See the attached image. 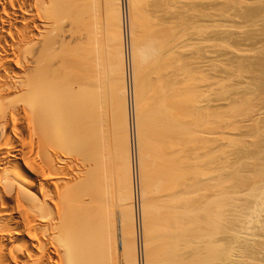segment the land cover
Here are the masks:
<instances>
[{"label": "bare ground", "instance_id": "6f19581e", "mask_svg": "<svg viewBox=\"0 0 264 264\" xmlns=\"http://www.w3.org/2000/svg\"><path fill=\"white\" fill-rule=\"evenodd\" d=\"M162 2L158 3L157 1V5L154 4L155 7ZM139 3L143 2L141 0H0V264H132V256L131 262L128 259L130 253L133 254L134 262L136 261L135 257L138 256L139 264H253L257 260L258 253L259 255L262 253L264 256V238L262 239L261 235L257 237L259 230L264 231V125L262 123L264 120L256 122H259L260 126L257 124L258 127L252 125V114L255 112L253 113L250 106H246L249 105L250 100L259 97V94L257 93V95L254 90H246L249 91L247 93L243 89L244 96H239L245 98L242 99L244 101H240V103L246 104L244 107L242 103V107H237V109L234 105V108L239 111L236 112L232 107L234 111H229L232 117L227 114L229 115L228 119L225 118L226 116H224L225 119L217 116L220 112H216L217 115L214 114L215 107L212 105H217L213 104L214 100L217 99L216 97L221 98L225 95L227 90L230 93L229 89L232 86L228 84L231 86L228 87L229 89L222 87L223 90L225 89L224 91L220 88L221 91L214 90L212 92V87L214 88L211 86L212 80H205L206 82L201 86L198 85L199 80H197L199 88L196 90L197 85H193V87L195 86L193 90H196L194 92L191 86L196 81L194 76L198 77V74L195 72L193 81L191 76L195 70L189 72L188 66H186L188 64L184 65L188 71L182 70L184 75L181 74L182 71L179 73L183 76L179 75V79L181 76L188 81L186 80L185 84L182 82V80L185 81L184 79L179 80L176 77L180 84L182 82L181 85L177 82L178 85L176 78L174 80L173 77L178 76V73H173L176 69L173 67H178L179 63L183 67L182 65L189 60L187 61L188 58H184L182 61L178 60V64L174 60V65L172 57L179 59V55L184 51L183 48H186L187 45L190 47L189 43L185 42L187 41L186 36H188L186 33L188 31L185 30L187 27L179 25V30H177L180 32L182 29L184 30L181 33L183 37H180L179 34L178 38V31L172 29L174 27L176 29L178 26L170 25L173 22L172 19L177 18L178 15L170 17V22L165 18L167 15L164 16L165 20L159 16L160 20L157 24L155 22V26L151 23V26L154 27L150 28L145 25L149 30L140 27L143 30L142 33L147 32L142 34L138 25L141 20L137 18L141 16V14L138 16L137 13L139 14L143 10L139 9L140 12L137 10L140 7ZM166 3L169 5L170 2ZM166 3L162 5H167ZM227 3L231 6L236 4L230 0ZM187 4L189 3H184V5ZM152 5L151 7H153ZM162 5L159 7L162 8ZM168 5L165 9H169ZM223 5L219 6L223 7ZM225 5L227 6V4ZM159 7L158 9H161ZM190 8L188 7V11ZM192 8L198 13L195 14L193 9L191 10L193 13L191 11L189 13L195 14L198 19L200 16L208 18L207 15L211 14L209 12L205 14L198 9L200 8L198 6ZM260 8L257 10L256 7V10L262 11L263 15L261 14V16H264L263 6ZM243 10L245 9L243 8ZM181 11H175V13L180 14ZM257 11L256 16H259L260 12L258 14ZM169 12L171 13V11ZM253 12H250L251 15L244 14L250 15L249 18L252 19L255 16V14L252 15ZM189 13H187L188 16ZM189 17L186 18V21L183 16L181 19H174V21L180 20L179 23L182 24L184 20V22L188 21V24L191 23L192 26H198L191 22L193 17L190 18V21L187 20ZM136 18L139 20L138 23ZM196 18H194L195 21ZM261 18L263 19V17ZM261 18L260 20H262ZM177 24L174 23V25ZM188 24L185 23L184 26ZM141 25L143 24L141 23ZM209 25L211 26V23ZM181 27L183 28L180 30ZM205 27V31H208V26ZM198 32L199 30L196 31V33ZM200 32H202L201 29ZM202 33L204 34V32ZM198 34L201 35V33ZM190 35L193 34L190 33ZM177 42H180L181 46L178 44L180 47L176 46ZM183 42L184 44H182ZM196 43L200 45L201 41L197 42L196 40ZM208 43L206 44L208 45ZM169 46L177 49H171L173 51L171 52ZM223 46L225 47V45ZM181 48L182 51H180ZM204 51L202 52L204 53ZM164 53L169 54L170 56L167 58L171 57L173 62L166 58L169 61L166 69L167 60L163 59L165 63L164 65L162 63V66L157 63V66L161 67L157 71H161L163 67L166 72L162 70L158 74L163 72L165 76L173 74L169 78L163 74L162 76L172 79H170L172 82L169 80L172 85L169 84V81L166 83L169 87H174L173 84H175V92L172 87L169 88L166 84L158 86L157 83H154L158 87L152 86L157 90H151V92L153 91L151 94L155 96L159 88L161 90L167 86L168 90L172 89L170 93L172 91L173 94L169 93L170 97H175L174 102L169 103L167 109L164 107L166 111L162 113L165 115L163 119L161 118L163 115H161L160 120L158 114L162 111L160 108L164 106L162 103H166L163 102L164 99L170 97L168 95L163 99L162 96L156 95L159 98L162 97V103L158 98L160 105L154 100V106L157 105L155 107L159 108L157 109L158 114L155 107L152 113H148L150 116L156 114L151 120L153 123L158 122L151 130L155 131L160 128V131L158 130L159 134H154L157 138H152L155 136L151 135L152 132L150 133L148 124L153 125V123L148 122L147 124L146 119L148 120V118H145L147 111L150 110H146V108H149L151 95L148 96L150 92L146 94L147 97H150V102L148 107L144 106L143 104L147 100L145 93L141 94L144 92L146 84L140 85L143 86V89L140 87L138 90L137 83L143 78L142 67L155 59H160V54L165 58ZM202 54L200 53V55ZM204 54L206 56L203 55L202 59L205 63L208 62L207 66L210 65V61L212 64V61L219 57L210 56L211 51H205ZM259 55L261 56L260 53ZM262 55L264 57V54ZM198 57L201 56L198 55ZM159 59L156 62H159ZM256 59L254 58V60ZM233 60L236 62L234 58ZM262 61L260 63L264 65ZM192 62L194 61L192 60ZM171 63L174 66L171 65L172 67L169 69ZM221 63L220 65H222ZM243 63L239 66L236 64V70L233 65V69L237 73L236 75L234 73L235 78L236 76L247 77L254 73L253 69L255 70L261 65L257 62V67H254L253 63L248 64L245 61ZM154 65L156 66V64ZM178 68L180 70V66ZM250 68L252 70L249 71ZM196 70L198 71V68ZM138 71L141 75L140 78ZM147 71L145 70L146 73ZM171 71V74L166 75ZM261 71V69L257 72L255 70V73L258 74L257 79L260 80L264 79V71ZM221 73L219 74L221 75ZM214 74L212 73V75ZM186 75L190 76L192 81H189L190 78ZM162 76L158 78L162 79ZM250 77L252 79L253 75ZM152 78L151 81L149 79L150 82H152ZM164 78L160 80L161 83L158 79L156 81L162 84ZM206 78L204 77V79ZM204 79H200L201 83ZM207 81L211 84H208ZM251 82H249L250 86L253 87ZM238 84H240L239 81ZM248 85L247 83V89H249ZM241 86L237 88L241 89ZM260 88L262 89V87ZM164 90L169 92L166 88ZM162 91L159 92L162 93ZM252 92L255 93L252 94ZM247 95L250 97L247 98ZM129 96L131 103L127 102L126 106L124 100L128 101ZM142 96L145 98L144 101ZM236 96L239 101L238 95ZM157 97L154 98L157 99ZM228 97L230 98V96H223V98ZM259 99L261 100L260 97ZM235 101L234 104H237L238 102L235 103ZM254 102L252 104L256 105V101ZM218 106L222 105L218 104ZM218 106H216L217 109ZM228 107L227 110H229ZM227 110L224 109L221 112ZM157 117L159 121L156 119ZM257 120L259 119L257 118ZM252 126L255 127L253 133ZM249 127L250 129L247 130ZM128 131L129 135L127 136ZM235 133L236 135L238 133L243 136L247 135L244 136L246 139L248 136L253 137L255 143H253V138L251 143L243 142V139L240 140L243 138L242 136L241 138L240 136L234 137ZM260 135L263 136L260 137ZM152 140L154 142H150ZM151 145L154 146L151 147ZM252 148L254 149L252 150ZM150 149L152 150L150 151ZM152 151H154V155L151 157L154 156L155 159L148 157ZM147 159H150L151 162L149 163ZM154 162L162 164L160 166L157 163L160 167L156 165L162 172L157 169L152 172L153 174L162 173V175L158 174L161 177L156 175L158 178L164 177L159 180L160 184L157 183L158 180L154 181L157 177L153 178V174H150V170L147 168V163L153 164ZM153 165L149 166L154 169ZM145 174L150 180L145 177ZM150 177L153 178V181ZM135 178L139 194L138 208L141 228L137 226L136 211L134 213L133 210L137 190L134 193L131 186ZM144 179L150 182V184L146 182L150 187L144 182ZM254 182L257 184L255 185ZM151 185L157 188L166 186L167 192L172 198H168L167 192L163 190L165 195H162L160 189L153 188ZM150 189L152 195H156V193L158 195L161 192L160 200H163V197L167 198L169 201L162 202L164 204L169 202V207L166 204L167 208H164L163 204L162 208L165 210L162 211V208L158 206L160 195L157 196V201L154 200L155 195H149L154 199L147 196ZM147 197L151 201L146 202ZM152 200L158 203L156 206L152 205L155 207L153 209L149 205L152 204ZM156 202L153 204L155 205ZM156 207L157 213L164 212L166 216L169 215L168 212L170 213L167 216L168 221L169 218H172L171 225L166 222L168 228L167 225H163V229H166L162 235L163 229L161 230L160 227L162 228L161 224L165 223L163 214H160L163 217V223L159 216L160 223L155 221L157 217L153 218L157 224H160H158L159 227L157 226L158 229H156L154 221L151 220L152 218L148 217V215L153 217L154 213L152 212H155ZM159 208H161L160 211ZM129 215L131 217H128ZM158 230H161L158 234L160 236L155 235V231ZM150 233L156 240L152 235V237L150 236ZM165 234L166 236H164ZM139 236H141L142 245L144 244L142 246L143 260L140 259L137 245L135 247L133 241L130 243V240L135 239L138 244ZM161 236H164L163 240L166 238V244L156 243L158 240L163 241ZM150 241L152 243L149 245ZM254 263L257 264L256 261Z\"/></svg>", "mask_w": 264, "mask_h": 264}, {"label": "rangeland", "instance_id": "374dc122", "mask_svg": "<svg viewBox=\"0 0 264 264\" xmlns=\"http://www.w3.org/2000/svg\"><path fill=\"white\" fill-rule=\"evenodd\" d=\"M141 1H142L143 3H139V4H140V7H139L138 9L135 8V9H137L139 12H140V10L143 9L139 14L137 13L138 16L141 14V16H139L140 18L142 17L141 19H140L139 17H137L139 20H141L139 23H138L139 20L136 18L137 23H138V25H139V28L142 26L141 28L144 27L145 30H147L148 27L145 26V25H148L150 28H152V27H154V26L157 24V22H159L160 17H161V19L163 18V20H165V18H166V19H169L170 17L172 18V17L175 16V15H176V16L178 15V16H177V18H173V19H172L173 22H171L172 24H170V25H171L172 27H174V26H176V27L178 26V27H177L176 29H174L175 27L172 28V29H173V30H177V29L180 27L179 25H182L183 27H187V28H185V30L187 29L186 31H188V32H186V31H185V32L187 33L188 36L185 35L186 33H185L184 35L186 36V39H187L188 42H187V41H185V42H186V43H189L190 47H188V45L185 46L186 48H183V47H182V48L184 49V51H183L182 53L180 52L182 55H181L180 53H177V54H180V55H179L180 58H179V59H177V58L175 59V57H174V58L172 57V59H173V61H174V60L177 61L176 64H178V60H179V61H182V59L184 60V58H185V59L188 58L187 61H188V60H189V61H188L187 63H184V64L182 65L183 67H181V63H179L177 66H178V67L180 66V70H178L179 68L174 66V65H175V61L173 62L172 59H170V58H171V57H170L169 59L174 63V65L171 63L169 69H170L172 66H174L173 68H176L175 71H174L173 69H171V70L174 71L173 73L177 72L178 74H177V73H176V74H177L178 76H173V74H171L172 71L169 72V73H167L166 75L171 74V76L174 77V80H175L176 77L179 79V75H181L182 73H184V71H182V70H186V66H188V70H189V72H190V70H192V71L195 70L191 77H193L194 75H196V73L198 74V77H197V75L194 76L195 79H196V81H194L195 79H194V77H193V81H194L193 83H196V84H193V83H192V86H191V87H192V90H193V88L197 85V83H198L197 80H199V83H200V84L198 83V85H200V86H201V84L204 85V82H206L205 80H207V79H208L209 81L212 80V84H211V82L208 83L209 81H207L208 84H211V86H214V88L212 87V92H213L214 90H215V91L217 90L216 92H219V91H221V89H222V91H224L225 89L223 90L222 87H224V88H226V89H229L228 87H231V86H232L231 88H232L233 90L230 88L229 91L231 90V92L228 93V90H227V93H226L227 95H226V94H225L226 96L223 95L224 97L230 96V98H229V97H228V98H223V96H222L221 98L216 97L217 99H215L214 102H213V104H214V103L217 104L216 106H218V104L222 105V106H220V107L218 106V107H219V108H218L219 110H220V108H222L220 111L217 109V107H216L215 105H212L213 107H215V110H214L215 113H214V114L217 115L216 112H218V113L220 112V113H221V114L219 113V115H217V116H220L221 119H222V117H223V119H225V118L228 119L227 116L229 117V115H227V114H230V112H231V110H232V107H233V109H234L236 112L239 111V110H236L237 107H239V108L242 107V106L244 107V105H246V104H243L244 102H241V103H242V106H241L240 101H241L242 99H245V98H244V97H241V98H240V96H242V95L244 94V92H247V93H248L249 91H253V90H254V91L256 92V94H257V93L259 94V97L261 98V100L259 99L258 96H257L258 98H257L256 96H255V97H256L257 100L259 99L258 101H260V102H258L256 99L254 100V99L252 98L253 100H252V101L250 100V103H249V102H245V103H247V104L249 103V105H246V106H248V107L250 106V107L252 108L253 113H254V112L257 113V114H255V113L252 114V115H253V116H252V122L254 123V124L252 123V125L257 126V124H258V126H260V125H259V122H261L262 120H264V100H263V99H264V82H263L264 79H261V80H260V79H257L258 74L255 73V70H256V72H257V70L260 71V69L262 70L261 72L264 71V67H263L264 65H263V63H262V64L260 63V61H262V59H264V57H262V56H263L262 54H264V29H263V28H264V16H261L262 11L260 12V10H259L260 14H259V12L257 11L258 9H261L260 7H262V6H263V9H262V10H264V4H263V3H264V2H263L264 0H230V1H232L233 3H236V4H237L236 7H235L236 4H234V5L232 4V6H231V5H228V4L230 3V2L227 3L228 0H220V1H219V0H203V1H202V0H198L199 2L196 1V0H195V1H194V0H190L191 2H190L189 0H188L189 2H188V1H187V2H184V1H186V0H182L183 2H182V1L180 2V0H179V1L175 0L174 2H172L173 0H168V1L166 0V2H168V3L170 2L169 5H171V4L174 3V4H173L174 6L171 5L172 8L169 7V5H168L166 2H164L165 0H141ZM157 1H158V3H160V1H163L162 4H163V3H164V4L166 3V4L168 5V8H169L170 10H169V9H165V7H166L167 5H162V4H160V5H162V8H161V7H159L160 5L158 4L159 6L155 7L154 4H156ZM193 1H194L193 4H195V3H197V4L193 5V4H192ZM204 1H205L206 3H205ZM212 1H213V2H212ZM218 1H219V2H218ZM225 1H226V2H225ZM252 1H253V2H252ZM261 1H262V2H261ZM138 2H140V1H138ZM176 2H177V3H176ZM200 2H201V3H200ZM207 2H208V3H209V2L211 3V5H212L211 7H212L213 10H212L211 7H210V3L208 4ZM248 2H249V3H248ZM254 2H255V3H254ZM180 3H183V4H180ZM184 3H185V4H186V3H189V4L184 5ZM202 3H203V4H202ZM252 3H253V5H252ZM152 4H153V5H152ZM179 4H180V5H179ZM199 4H201V5H199ZM214 4H215L216 6H215ZM222 4H224V5L227 4V6H226V5H225V6L223 5V7H220V6H222ZM230 4H231V3H230ZM240 4H241V7L239 8ZM244 4H245V5H244ZM248 4H249V5H248ZM258 4H259V5H258ZM260 4H261V6H260ZM262 4H263V5H262ZM137 5H138V4H137ZM137 5H136V7H137ZM151 5H152L153 7H151ZM156 5H157V4H156ZM176 5H178V6H176ZM183 5H184L183 10L187 11L186 13H185V11L182 10ZM189 5L192 6V7H193V6H195V7L198 6V7H200V8H198V9L201 10L202 12H204L205 14H207V12H209V14H210V13H211V14H210V15H207V16H209L208 18H207L206 16H205V17L200 16L201 19H200V17H199V19H198V16H197V18H196V15H195V14L198 13V12H197V11L195 12L194 9H193L192 7L190 8ZM202 5H203V6H202ZM206 5H207V6H206ZM219 5H220V6H219ZM145 6H146V7H145ZM163 6H164V8H163ZM185 6H186V7H185ZM214 6H215V7H214ZM229 6H230V7H229ZM233 6H234V7H233ZM250 6H251V7H250ZM258 6H260V7H258ZM144 7H145V8H144ZM154 7H155V9H153ZM158 7L161 8V9H158ZM188 7L190 8L189 11H191V10L193 9V11L195 12V14H190L189 11H188ZM201 7H202V9H201ZM203 7H205V8L203 9ZM224 7H227V8H224ZM253 7H254V8H253ZM256 7H257V10H256ZM166 8H167V7H166ZM185 8H186V9H185ZM222 8H224V9H222ZM232 8H233V9H232ZM243 8H244L245 10H243ZM139 9H140V10H139ZM156 9H157V10H156ZM163 9H164L165 11H167L168 13L166 14L165 11H161V10H163ZM176 9H177V10H176ZM180 9H181L182 11H181ZM215 9H216V10H215ZM225 9H226V10H225ZM168 10L171 11L172 15H171V13H170ZM195 10H196V9H195ZM199 10H198V11H199ZM204 10H205V11H204ZM211 10H212V11H211ZM222 10H223V11H222ZM230 10H231L232 12H231ZM246 10H247V11H246ZM138 11H136V12H138ZM151 11H152V12H151ZM158 11H160V12H158ZM173 11H174V12H173ZM175 11H178V12L181 11V12H180V14H179L178 12L175 13ZM193 11H191V12L193 13ZM210 11H211V12H210ZM219 11H220V12H219ZM227 11H229L228 14H226ZM234 11H235V12H234ZM242 11H243V12H242ZM252 11H254V12L252 13V15L255 14V16L252 17V19H250V18H249V17H251V16H250V15H251L250 12H252ZM256 11L258 12L259 16H258V15L256 16V14H257ZM136 12H135V14H136ZM142 12H143V13H142ZM156 12H157V14H155ZM215 12H216V13H215ZM145 13H146V14H145ZM150 13H151V15H150ZM153 13H154V14H153ZM162 13H164V14L161 15ZM181 13H182V14H181ZM187 13H189V16H190V17L188 16ZM213 13H214V14H213ZM232 13L235 14V15H233ZM236 13H237V14H236ZM239 13H242V14H244V13H247V14H248V13H249L250 15L248 16L247 14H244V15H243L244 17H243V16L241 17L242 14H239ZM185 14H187V15H185ZM220 14H221V15H220ZM137 15H136V16H137ZM145 15H146V16H145ZM166 15H167V16L169 15V17H167ZM181 15L184 17L185 21H186V18H187V17H189V18L187 19V20H189V21H190V18L193 17V19L191 18V19H192L191 22H193V25H198V26H192L191 23L188 24V23H189L188 21H187L188 23H187V22H184L183 19H182V20H183V23H182V24L179 23L180 20L177 21V22L174 21V19H175V20H176V19H181V17H182ZM191 15H192V16H191ZM194 15H195V17H194ZM216 15H217V16H216ZM239 15H240V16H239ZM262 15H263V14H262ZM148 16H149V17H148ZM150 16H151V17H150ZM152 16H153V19H151ZM154 16H155V17H154ZM159 16H160V17H159ZM164 16H166V17L164 18ZM218 16H219V17H218ZM224 16H225V17H224ZM246 16H247V17H246ZM179 17H180V18H179ZM213 17H214V19H213ZM217 17H218V18H217ZM256 17H258L259 19H257ZM261 17H263V19H262ZM145 18H146V20H145ZM148 18H149V19H148ZM154 18H155V19H154ZM194 18H196V21L194 20ZM209 18H210V19H209ZM219 18H221V19H219ZM254 18H255V19H254ZM260 18H261L262 20H260ZM143 19H144V20H143ZM204 19H205V20H204ZM246 19H247V20H246ZM253 19H254V20H253ZM256 19H257V20H256ZM142 20H143L144 22H143ZM182 20H181V21H182ZM207 20H208V21H207ZM213 20H214V21H213ZM239 20H240V21H239ZM258 20H259V21H258ZM168 21L170 22L171 20L169 19ZM194 21H195V22H194ZM204 21H205V22H204ZM210 21H211V22H210ZM215 21H216V22H215ZM217 21H218V22H217ZM221 21H222V22H221ZM224 21H225V22H224ZM233 21H234V22H233ZM155 22H156V24H155ZM198 22H200V23L198 24ZM208 22H209V23H208ZM212 22H213V23H212ZM238 22H239V23H238ZM260 22H261V23H260ZM141 23H142L144 26L141 25ZM147 23H148V24H147ZM151 23H152L154 26H151ZM174 23H175V24L178 23V24H177V25H174ZM185 23L188 24V25L184 26ZM201 23H202V24H201ZM210 23H211V26L209 25ZM215 23L218 25V27H217V25H216ZM219 23H220V24H219ZM231 23H232V24H231ZM233 23H234V24H233ZM256 23H257V24H256ZM259 23H260V24H259ZM149 24H150V25H149ZM227 24H228V25H227ZM235 24H237V25H235ZM241 24H242V26H241ZM248 24H250V25H248ZM252 24H253V25H252ZM190 25L192 26V28H191ZM200 25H201V26H200ZM215 25H216V26H215ZM224 25H225V26H224ZM247 25H248V26H247ZM205 26H208V28H207L208 31H205V29H206ZM212 26H213V27H212ZM220 26H222V27L220 28ZM226 26H227V27H226ZM232 26H233V28H232ZM235 26H236V27H235ZM237 26H239L240 30H239V28H237ZM244 26H245V28H244ZM255 26H256V27H255ZM258 26H259V27H258ZM146 27H147V28H146ZM183 27H181L180 30H181ZM188 27H189V29H188ZM198 27H199V28H198ZM209 27H210V28H209ZM215 27H216V28H215ZM223 27H224V29H222ZM139 28H138V29H139ZM141 28H140V29H141ZM196 28H198V29H196ZM229 28H230V29H229ZM241 28H242V29H241ZM243 28H244V29H243ZM254 28H255V29H254ZM195 29H196V30H195ZM200 29H201L202 32H204V34H203L202 32H200ZM202 29H203V30H202ZM211 29H212V30H211ZM219 29H220V30H219ZM234 29H235V30H234ZM148 30H149V29H148ZM178 30H179V29H178ZM178 30H177V31H178ZM182 30H184V29H182ZM182 30H181V32L178 31L177 36H178L179 34H180V37L183 35V34L181 35V33H183ZM193 30H194L195 32H194ZM197 30H199L198 33H201V35L198 34V33H196ZM210 30H211V31H210ZM226 30H227V31H226ZM229 30H230V31H229ZM241 30H242V31H241ZM243 30H245V31L247 30V31L245 32V31H243ZM262 30H263V31H262ZM139 31H140V30H139ZM139 31H138V32H139ZM142 31H143V30L141 29L140 32L142 33ZM190 31H191V32H190ZM212 31H213V32H212ZM235 31H236V32H235ZM253 31H254V32H253ZM260 31H261V32H260ZM209 32H210V33H209ZM224 32H225V33H224ZM239 32H241L243 35H242L241 33H239ZM144 33L146 34L147 32L144 31L142 34H144ZM190 33L193 34V35H190ZM195 33H196V34H195ZM206 33H207V34H206ZM216 33H217V34H216ZM257 33H258V34H257ZM214 34H216V35H214ZM220 34H221V35H220ZM228 34H229V35H228ZM237 34H238V36H237ZM195 35H197V37H195ZM202 35H203V36H202ZM210 35H212V36H210ZM213 35H214V36H213ZM246 35H247V36H246ZM250 35H252L253 38H252V36L250 37ZM192 36H194V37H192ZM205 36H206L207 39L205 38ZM207 36H208V37H207ZM234 36H236V37H234ZM240 36H241V37H240ZM182 37H183V36H182ZM202 37H203L204 40L206 39L207 41H206V40L204 41V40L202 39ZM216 37H217V38H216ZM220 37H221V39H220ZM222 37H223V38H222ZM178 38H179V36H178ZM195 38H198V39H195ZM218 38H219V39H218ZM194 39H195V40H194ZM208 39H209V40H208ZM210 39H211V41H210ZM213 39H214V41H213ZM238 39H240V40H238ZM246 39H248V40H246ZM249 39H250V40H249ZM261 39H262V40H261ZM196 40H197V42H198V41H201V44L199 45L198 43H196ZM227 40H228V41H227ZM251 40H252V41H251ZM192 41H193V42H192ZM208 41H210V42L208 43ZM212 41H213V42H212ZM226 41H227V42H226ZM243 41H244V42H243ZM247 41H248V42H247ZM256 41H257V42H256ZM259 41H260V42H259ZM181 42H182V41H181ZM203 42H205V43H203ZM254 42H255V43H254ZM202 43H203V44H202ZM206 43H208V45H207ZM213 43H214V44H213ZM221 43H222V44H221ZM256 43H257L258 45H257ZM174 44H175V42H174ZM178 44L181 46L180 42H179V43L177 42V45H176V46H179ZM182 44H184V42H183ZM195 44H196V46H195ZM226 44H227V45H226ZM191 45H192V46H191ZM202 45H203V46H206V47H208V48H204ZM223 45H225V47H224ZM231 45H232V46H231ZM250 45H251V46H250ZM256 45H257V46H256ZM180 46H179V47H180ZM194 46H195V47H194ZM199 46H200V47H199ZM209 46H210V47H209ZM214 46H215V47H214ZM219 46H220V48H219ZM221 46H222V47H221ZM227 46H228V47H227ZM230 46H231V47H230ZM238 46H239V47H238ZM244 46H245V47H244ZM169 47H170V46H169ZM171 47H172V46H171ZM171 47L169 48L170 51H171V49H175V48H176V47H175V48H171ZM173 47H174V46H173ZM191 47H192V48L194 47V48H193L194 50H193ZM197 47H198V48H197ZM213 47H214L217 51H216ZM240 47H241V48H240ZM182 48L180 49V51H182ZM190 48H191V50H189ZM212 48H213V49H212ZM225 48H226V49H225ZM233 48H234V49H233ZM242 48H243V49H242ZM251 48H252V49H251ZM254 48H255V49H254ZM260 48H261V49H260ZM176 49H177V48H176ZM201 49H202V51H204V49H205V51H208V52L211 51L212 54H211L210 56L213 55V58H214V55H215V58L219 56L218 59L216 58L217 61H216V60H213V61H212V64H213V65L211 64V61H210V62H209L210 65L208 64L209 66H207L206 64H207L208 62L205 63V61H203V59H202V58H203L202 56L205 55V54H204L205 51H204V53H203V52L201 51ZM206 49H207V50H206ZM230 49H232L233 51L230 50ZM257 49H258V50H257ZM262 49H263V50H262ZM212 50H213V51H212ZM235 50H236V52H235ZM259 50H260V51H259ZM165 51H167V50H165ZM168 51H169V50H168ZM174 51H175V50H174ZM190 51H191V52H190ZM197 51H198V52L200 51L199 54H198ZM215 51H216L217 53H216ZM238 51H239V52H238ZM249 51H250L251 53H250ZM163 52H164V51H163ZM171 52H173V51H171ZM213 52H214V53H213ZM167 53H168V52H167ZM167 53H166V54H167ZM169 53H170V52H169ZM187 53H188V54H187ZM189 53H190V54H189ZM200 53H201V54L203 53V54L200 55ZM237 53H238V54H237ZM259 53L261 54V56L259 55ZM161 54H163V53H161ZM161 54L159 55L160 59L158 58V59L160 60L159 62H158V61L156 62V60H158V59H155V60L151 61L150 64L148 63V64L144 65L145 67H144V66L142 67V71L139 70V71H141V73L143 74V78H142V80H141L139 83H137V85H138V90H140V87H142L141 89H143V86H140V85H144V84H146V85H144V88H145V89H143L144 92H143V93L141 92V93H142L141 95H143V94L145 93L144 95H145V98H146V100H147V102H146L147 104L144 102L143 105H144V106L147 105L146 107H148V103L150 102V99H149L150 97H147L146 94H149V92H150V94H149L148 96L151 95V102H150V103H151V105H153V106H151L150 103H149V108H146V110H147V109H150V110L147 111V114L145 115V118H148V120L146 119V123H147V124H148V122L151 123V122L153 121V120H151V118L156 116V114H155L154 116H150V115H149V113H152V110H155L154 107L157 106V105L154 106V100H155V103L157 102L158 105H160L159 103H160V101L162 100L161 98L163 97V99H164V97H166V96H168V95H169L168 97H170V94L172 93V91H171V93H170V90H172V89H169V90H168V88H167V86H168L167 83H168V81H169L171 78H170V79L164 78L163 76H165V75H164L165 73L163 72V73H162L163 76H162V74H158V72H159L160 70L157 71L158 68L161 69V67L157 66V63H158L159 65L161 64L160 66H162V63H163V65H164L165 62H164L163 59H166L167 56H170V55H171V53H170V55H169V54L166 55V54L164 53V55H166L165 58H163L164 56L161 55ZM177 54H176V57H177ZM186 54H187V55H186ZM193 54H194V55H193ZM195 54H196V55H195ZM227 54L230 55V56H228ZM231 54H232V55H231ZM233 54H235V55L233 56ZM245 54H247V55H245ZM183 55H185V56L183 57ZM198 55L201 56V57H198ZM240 55H241V56H240ZM243 55H244V56H243ZM248 55H249V56H248ZM257 55H258L259 59H258ZM162 56H163V57H162ZM171 56H172V55H171ZM174 56H175V55H174ZM179 56H178V57H179ZM205 56H206V55H205ZM250 56H251V57H250ZM252 56H253V57H252ZM190 57H191L192 59H191ZM195 57L198 58V59H196ZM241 57H242V58H241ZM249 57H250V58H249ZM261 57H262V58H261ZM189 58H190L191 60H190ZM220 58H221V59H220ZM222 58H223V59H222ZM233 58L235 59L236 62H234ZM245 58H247V59H245ZM254 58H255V59L257 58V59L254 60ZM161 59H162V60H161ZM167 59H168V58H167ZM167 59H166V60H167ZM169 59H168V60H169ZM236 59H237V60H236ZM240 59H241V60H240ZM242 59H243V60H242ZM250 59H251V60H250ZM166 60H165V61H166ZM168 60H167V63H168V64L166 63L165 68H166V66L168 67V65H169V61H170V60H169V61H168ZM192 60H193L194 62H192ZM198 60H199V61H198ZM228 60H229V61H228ZM249 60H250V62H249ZM185 61H186V60H185ZM195 61H196V62H195ZM197 61H198V62H197ZM237 61H239V62H237ZM244 61H245V63H248V64H252V63H253L252 66L254 65V67H257V65H256L257 62H258V64H261V65H262V66H261V65L258 66V68H255V70H254V69L252 70V68L249 69V71L252 70V71L254 72V73H252V74H249L250 76L253 75L252 79H251V77H250L249 75H247V77H244V76H243V77H241V78L238 77V76H236V78H235V75L237 74V73H235V72H236L235 70L237 69V68H236L237 65L239 66V65H241V64H244V63H243ZM246 61H247V62H246ZM152 62H153L154 64H156V66H155L154 64H151ZM203 62H204V63H203ZM213 62H214V63H213ZM215 62H216V63H215ZM221 62H222V63H221ZM228 62H229V63H228ZM254 62H255V63H254ZM262 62H264V60H263ZM182 63H183V62H182ZM190 63H191V64H190ZM218 63H219V64H218ZM220 63H221L222 65H220ZM231 63H232V64H231ZM233 63H234V64H233ZM186 64H188V65H186ZM204 64H205L206 66H205ZM227 64H228V66H229V65H230V66L228 67ZM236 64H237V65H236ZM148 65L151 66V67H149ZM152 65H154V66H152ZM171 65H172V66H171ZM184 65H186V66L184 67ZM189 65H190V66H189ZM196 65H197V66H196ZM199 65H200V67H199ZM215 65H216V66H215ZM217 65H218V66H217ZM225 65H226V66H225ZM231 65H232V66H231ZM233 65H234V69L236 68L235 70L233 69ZM255 65H256V66H255ZM147 66H148V68H146ZM193 66H194V67H193ZM154 67H155V68H154ZM210 67H211V68H210ZM213 67H214V68H213ZM215 67H216L217 69H216ZM254 67H253V68H254ZM259 67H261V68H259ZM262 67H263V68H262ZM144 68H145V69H144ZM156 68H157V69H156ZM190 68H191V69H190ZM197 68H198V71L196 70ZM199 68H200L202 71H201ZM205 68H207V69H205ZM224 68H225V69H224ZM150 69H151V70H150ZM154 69H155V70H154ZM166 69H167V68H166ZM166 69L163 70V67H162V70L165 71V72H166ZM169 69H168V70H169ZM208 69H209V70H208ZM211 69H212V70H211ZM213 69L216 70V71H214ZM220 69H221V70H220ZM231 69H232V70H231ZM145 70H146V71L148 70L147 73L149 72L150 74H149V73L147 74V73L145 72ZM149 70H150V71H149ZM162 70H161V71H162ZM188 70H186V72H187ZM217 70H218V73H217ZM139 71H138V73H139L138 76H139V78H140L141 75H140V72H139ZM161 71H160V73H161ZM181 71H182V72H181ZM210 71H212V72H210ZM227 71H228V72H227ZM232 71H233V72H232ZM167 72H168V71H167ZM180 72H181V74H179ZM195 72H196V73H195ZM201 72H202L204 75H203ZM221 72H222V73H221ZM223 72H224V73H223ZM145 73H146V74H145ZM151 73H152V75H151ZM207 73H208V74H207ZM212 73H213V74L215 73V74L212 75ZM219 73H221V75H220ZM227 73H228V74H227ZM229 73H230V74H229ZM234 73H235V75H234ZM250 73H251V72H250ZM153 74H156V75L154 76ZM188 74L191 75L190 73H188ZM201 74H202V76H201ZM222 74H223V75H222ZM256 74H257V75H256ZM149 75H150V76H149ZM157 75H158V76H157ZM182 75H184V74H182ZM182 75H181V76H182ZM207 75H208V76H207ZM209 75H210V76H209ZM225 75H228L229 77H227V76H225ZM161 76H162V79L164 78V80H163L164 83L159 84L158 81H160V80H162V79H161V78L159 79L158 77H161ZM171 76L168 75V76H165V77H168V78H169V77H171ZM181 76H180V79H184V78H181ZM186 76H187V75H186ZM199 76H200V77H199ZM215 76H216V77H215ZM233 76H234L235 79L233 78ZM144 77H145V79H144ZM149 77H150V78H149ZM152 77H153V78H152ZM173 77H172V78H173ZM182 77H183V76H182ZM187 77L190 78V79H189V81H190V80H191V77H190V76H187ZM204 77H205V78L207 77V78L204 79ZM208 77L211 78V79H209ZM219 77H220V78H219ZM222 77H224V78L222 79ZM225 77H226V78H225ZM237 77H238V81H239L240 84H238ZM255 77H256V78H255ZM259 77H260V76H259ZM263 77H264V76H263ZM263 77H261V78H263ZM151 78H152V82H150V81H151ZM177 78H176V80H177ZM198 78H199V79H198ZM213 78H214V79H213ZM215 78H216V79H215ZM217 78H218V80H217ZM230 78H232V79H230ZM239 78H240V79H239ZM242 78H243V79H242ZM246 78H247V79H246ZM136 79H137V76H136ZM143 79H144V80H143ZM149 79H150V81H149ZM157 79H158V81H156ZM180 79H179V80H180ZM200 79H201V80L204 79L203 83H201V80H200ZM220 79H221V80H220ZM233 79H234V80H233ZM244 79H245V80H244ZM254 79H257V80H254ZM137 80H138V79H137ZM137 80H136V81H137ZM171 80H172V79H171ZM171 80H170V81H171ZM184 80H185V79H184ZM186 80H187V79H186ZM186 80H185V81L182 80V82H184V83L186 84ZM215 80H216V81H215ZM226 80H227V81H226ZM228 80H229V81H228ZM249 80H250V81H249ZM252 80H253V81H252ZM258 80H259V81H258ZM153 81H154V82H153ZM155 81H156V82H155ZM170 81H169V84L172 82V81H171V82H170ZM187 81H188V80H187ZM191 81H192V80H191ZM217 81H218V82H217ZM231 81H232L233 83H235V84L237 83L239 86L233 84ZM240 81H241V82H240ZM251 81H252L253 83H252ZM137 82H138V81H137ZM141 82H142V84H141ZM148 82H149V83H148ZM161 82H162V81H160V83H161ZM166 82H167V83H166ZM177 82L179 83L180 81L177 80L176 83H177ZM182 82H181V84H182ZM223 82H224L225 84H222ZM226 82H227V83H226ZM249 82H251V84H253L254 86H253V87L250 86V83H249ZM254 82H255L256 86H255ZM260 82L262 83V85H261ZM154 83H155V84L157 83L158 86H161V85L164 86V84H166L167 86H165V88H166L169 92H165V90H164L165 88H164V89L161 88V90H163V91H162V93H160L159 91H161V90H160V88H159V91H158L159 93L156 92V95L158 94V95H160V96H162V97L159 98V97H157L156 95L153 96V95L151 94L153 91L151 92V90H153V89H154V91L157 90L156 88H152V86H157V85H154ZM174 83H175V81H174ZM178 83H177V84H178ZM220 83H221V85H220ZM241 83H242V84H241ZM245 83H246V85H245ZM247 83L249 84V85H248V86H249V87H248L249 89L246 88V87H247ZM259 83H260V84H259ZM148 84H151V85H148ZM179 84H180V83H179ZM179 84H178V85H179ZM181 84H180V85H181ZM208 84L205 83V85H208ZM228 84H230L231 86L228 85ZM171 85H172V83H171ZM171 85H170V86H171ZM187 85H188V83H187ZM190 85H191V82H190ZM193 85H195V86L193 87ZM198 85H197V86H198ZM219 85H220V86H219ZM223 85H224V86H223ZM240 85H242V86H241V89L237 88V87H240ZM244 85H245V86H244ZM257 85H258V86L260 85V86L258 87ZM147 86H148V87H147ZM149 86H150V88H149ZM158 86H157V87H158ZM173 86H174V87H172V86H171V87L173 88V92H175V91H174V90H175V89H174V88H175V84H173ZM188 86H189V85H188ZM197 86L195 87V89H196V88H197V89L199 88V86H198V87H197ZM215 86H216V87H215ZM226 86H227V87H226ZM233 86H234V87H233ZM235 86H236V87H235ZM168 87H169V86H168ZM171 87H169V88H171ZM191 87H190V88H191ZM217 87H218V89H217ZM251 87H252V88H251ZM260 87H262V89H261ZM215 88H216V89H215ZM220 88H221V89H220ZM256 88H257V89L259 88V89L257 90ZM147 89H150V90L148 91ZM195 89L193 90L194 92L197 90V89H196V90H195ZM238 89H239V91H238V93H237V90H238ZM243 89H244L245 91H244ZM250 89H252V90H250ZM255 89H256V90H255ZM143 90H141V91H143ZM145 90L148 91V92L146 93ZM167 90H166V91H167ZM218 90H219V91H218ZM241 90H242V94H241ZM246 90H249V91H246ZM190 91H191V90H190ZM234 91H235V92H234ZM243 91H244V92H243ZM258 91H259V92H258ZM260 91H261L262 93H261ZM232 92H233V94H232ZM239 92H240V94H239ZM255 92H252V94L255 93ZM139 93H140V92H139ZM169 93H170V94H169ZM191 93H192V92H191ZM172 94H173V93H172ZM174 94H175V93H174ZM213 94H214V93H213ZM215 94H216V93H215ZM229 94H230V95H229ZM256 94H254V95H256ZM258 94H257V95H258ZM260 94H261V96H260ZM129 95H130V93H129ZM236 95H238V98L240 99L239 101H238ZM239 95H240V96H239ZM232 96L234 97V100H232V98H233ZM243 96H244V95H243ZM262 96H263V98H262ZM142 97H143V101H144L145 98H144V96H142ZM142 97H141V98H142ZM152 97H153V98H154V97H157V99H155V98L153 99ZM174 97H175V96H174ZM174 97H172V98L170 97L171 99H170V98H166L167 101L164 99L163 102H166L167 104H166V103H162V101H161L162 106H163V105H164V106L160 108V111L162 110V111L160 112L161 114L159 113L160 115L158 114V110H157V109H159V108H156V107H155L156 110H157V114H158L159 118H160L161 115H163V113H165V112H163V111H166V109H167L166 107H168L169 103L174 102ZM245 97H246V96H245ZM249 97H250V96L247 95V98H249ZM252 97H254V96H252ZM130 98H131V97L129 96V100H130V101H129V100L127 101V100L125 99V100H126V103H125V100H124V105L127 106V102L131 103V99H130ZM158 98H159L160 101L158 100ZM148 99H149V100H148ZM152 99H153V100H152ZM218 99H219L220 101H219ZM222 99H223V100H222ZM228 99H229V100H228ZM141 100H142V99H141ZM157 100H158V101H157ZM217 100H218V101H217ZM221 100H222V101H221ZM224 100H225V103H224ZM226 100H227V101H226ZM230 100H231V101H230ZM235 100H237V101H235ZM229 101H230V102H229ZM232 101H233V102H232ZM234 101H235V103L238 102L239 104H238V103H237V104H234ZM242 101H244V100H242ZM254 101H256V103H257L256 105L254 104V103H255ZM218 102H219V103H218ZM222 102H223V103H222ZM252 102H254V103L252 104ZM142 103H143V102H142ZM259 103H260V104H259ZM228 104L231 106V108H230V106H229ZM251 104H252V105H251ZM234 105H236V107H235ZM237 105H240V106H237ZM128 106H129V105H128ZM228 106H229V107H228ZM246 106H245V107H246ZM253 106H254V107H253ZM259 106H260V107H259ZM159 107H160V106H159ZM164 107H165L166 109H165ZM227 107H228L229 110H227ZM234 107H235L236 109H235ZM239 108H238V109H239ZM253 108H254V109H253ZM256 108H257V109L259 108V110H257ZM164 109H165V110H164ZM224 109L227 110V111H225V112H227V113H225V112L222 113V112H221V111H224ZM216 110H217V111H216ZM234 110H232V112H233ZM254 110H255V111H254ZM229 111H230V112H229ZM148 112H149V113H148ZM153 112H155V111H153ZM162 112H163V113H162ZM212 112H213V110H212ZM236 112H235V113H236ZM155 113H156V112H155ZM258 113H259V114H258ZM147 115H148V116H147ZM152 115H153V114H152ZM164 115H165V114H164ZM164 115L161 117L162 119H163ZM221 115H222V116H221ZM230 115H231V117H232V114H230ZM255 115H256V116H255ZM257 115H258V116H257ZM224 116H226V117L224 118ZM254 117H257L259 120H257V118L255 119ZM261 117H262V118H261ZM161 118H160V120H161ZM260 118H261V119H260ZM154 119H155V118H154ZM156 119L159 121L158 117H157ZM257 121H259V122L256 123ZM155 122H156V121H155ZM146 123H145V124H146ZM152 123H153V122H152ZM255 123H256V124H255ZM262 123H263V125H264V122H262ZM154 124L157 125L158 122H157V123H153V125H154ZM159 124H160V122H159ZM148 125H149V127H150V128L148 127V128L150 129V133L152 132V134H151L152 136H153L154 134H156V135L159 134V133H158V130L160 131L159 125L157 126V129H158V128H159V129H158V130H155V131H154V130H151V129H153V127H155V125H154V126H153V125H150V124H148ZM148 125H147V126H148ZM250 126H251V124H250ZM258 126H257V127H258ZM223 127H225V125H223ZM257 127H256V128H257ZM251 128H253V126H252ZM254 128H255V127H254ZM254 128L252 129V133L255 132V131H254V130H255ZM248 129H250V127L247 128V130H248ZM156 131H157V133H156ZM153 132H154V133H153ZM263 132H264V131H263ZM117 133H118V131H117ZM127 133H128V134H127V136H128V135H129V131H128ZM236 133H237V132H236ZM236 133L234 134V137L236 136V138H237V136H238V137L240 136V138H241V136H242L243 138H241L240 140L243 139V140H242L243 142H246V143H247V142H250V143H251V140H252L253 137L250 138V137L248 136V138H247L248 140H247V139L245 138L247 135H244V136H245V137H244L242 134H239V133H238L239 135H238V134L236 135ZM260 134H261V132H260ZM263 134H264V133H263ZM118 135H119V134H118ZM151 135H150V136H151ZM152 136H151V137H152ZM154 136H155V135H154ZM232 136H233V135H232ZM262 136H263V135H262ZM262 136L260 135V137H262ZM152 138H157V137L155 136V137H152ZM238 139H239V138H238ZM245 139H246V141H245ZM154 140H156V139H154ZM156 141H158V140H156ZM150 142H154V141L152 140V141H150ZM253 143H255L254 138H253ZM252 145H253V144H252ZM152 146H154V145H151V147H152ZM156 147H158V146H156ZM154 148H155V147H154ZM253 149H254V148H252V150H253ZM151 150H152V149H150V151H151ZM153 152H154V151H152V154H150V156H148V157H151L152 155H154ZM150 153H151V152H150ZM133 157H134V156H133ZM133 157H132V158H133ZM153 157H154V156H153ZM153 157H151L150 159H152ZM263 157H264V156H263ZM155 158H156V157H154V159H155ZM150 159H147V161H148L149 163L151 162ZM154 159H153V161H154ZM260 159H261V157H260ZM261 160H263V159H261ZM153 161H152V162H153ZM155 161H156V160H155ZM149 163H147V164H148V167H147V168L150 170V172H149L150 174H151L152 172H154V171H157V170L160 171V172H162V170L158 169L162 164L160 165V163L157 162V163H159V165H160V166H159L156 162L153 163L154 165H153V164H149ZM253 163H254V161H253ZM149 165H150V166L153 165V166H155V167H156V165H157V166H159V167H158V168H157V167H156V168L154 167V169H153V168L150 167ZM152 169H153V171H152ZM156 169H157V170H156ZM160 172H159V173L157 172V173L160 174V175H162V173H160ZM145 173H146V172H145ZM146 174H148V172H147ZM146 174H145V177H148V176H146ZM150 174H149V175H150ZM152 174H153V173H152ZM158 174H156V173L153 174V176H154L153 178L157 177ZM156 175H157V176H156ZM160 175H159V176H160ZM159 176H158V177H159ZM145 177H144V178H145ZM158 177H157V178H158ZM160 177H161V176H160ZM150 178H151V177H150ZM153 178H151L152 181H153ZM157 178H155L156 180L154 179V181H157V180H158L157 183L160 184L161 181L159 182V180L162 179V178H164V177L162 176V178H158V179H157ZM254 179H256V178L254 177ZM259 179H260V178H259ZM145 180H147V179H144V182L146 183L147 181H145ZM148 180H150L149 177H148ZM163 180H164V179H163ZM163 180H162V182L164 183ZM152 181H151V182H152ZM258 181H259V180H258ZM258 181H257V182H258ZM257 182H254L255 185L257 184ZM136 183H137V180H136V178H135V181H134V183H133L132 186H131V188L133 187V189H134V190H133L134 193H135L136 190H137V192L135 193V195H137V196H136V198H135V204H134V209H133V210H134V213H135V211H136V220H137V223L140 224V225L137 224V226H138V228H139V226H140V228H141L140 210H139V208H138V207H139V194H138V186H137ZM147 183L150 184V182H147ZM147 183H146V184H147ZM153 183H154V182H153ZM146 184H145V185H146ZM149 184H147V185L150 187ZM151 184H152V183H151ZM158 184H156V186H158ZM164 184H165V183H164ZM147 185H146V186H147ZM154 185H155V183H154ZM161 185H162V183H161ZM136 186H137V187H136ZM151 186L153 187V185H151ZM156 186H155V187H156ZM166 186H167V184H166ZM166 186H165V187H162V186H161L163 189H162V188H157V187H156V188H157L158 190L160 189L161 192H162V190L165 191V192H167L168 189H166V188H167ZM135 187H136V188H135ZM152 187H151V188H152ZM155 187H153V188H155ZM146 188H147V187H146ZM148 190H149V188H148ZM153 190H154V189H153ZM155 190H156V189H155ZM150 191H151V189H150ZM150 191H149V193H148V195H147L148 197H149V195H152V194H150V193H152V191H151V192H150ZM153 192H154V191H153ZM155 192H156V191H155ZM157 192H159V191H157ZM161 192L158 193V195H157V193H156V195L153 193V194L155 195V199H154V197L152 198V196H154V195H152L151 197H149L150 199H154V200H156V198H158L159 195H160V198H158V199H159L158 202L160 201L159 205H158V203L156 202L157 200L155 201V202H156L155 205L153 204V203H155V202H153L154 200H152V204L146 203V204L151 205L150 207H152V209L155 208V207H153V206H156V205H158V206L161 207V208H162L163 206H164V208L169 207V206H168V203H169V202H168V203L166 202L167 205L164 204V202H162V201H164V200H165V201H169L167 198H166V199H167V200H166V199H164L165 197H163V200H160V199L162 198V196H161ZM163 194H164V192H162V195H163ZM164 195H165V194H164ZM167 195H168V196H167ZM157 196H158V197H157ZM166 196H167L168 198H172L171 195L169 196V193H168V192H167ZM148 197L146 198V199H148L146 202L151 201V200H149ZM137 200H138V201H137ZM171 200H172V199H171ZM136 201H137L138 203H137ZM163 204H164V205H163ZM152 205H153V206H152ZM162 205H163V206H162ZM165 205H166L167 207H166ZM150 207L148 206L147 209L149 210ZM161 208H159V211H160ZM168 209H169V208H168ZM168 209H166V210H168ZM148 210H147V211H148ZM154 210H155V212H154V211L152 212V210H151V212L154 213V215L151 214V215H153V217H151V216L148 215V213H147L148 217L152 218V219H151L152 221H154V220H153L154 217H157V219H155V221L157 220V222H159V219L161 218V219H162L161 221H162V223H163V217H161V215H160V214L162 213V214H163L162 216H164V219H165L164 222H165V223H166V222H167V223H168V222L170 223V220H171L172 218H169L170 220L168 221V217H167V216L170 215L169 212H168L169 215L166 216V215L164 214V212L157 213V212H158L157 207H156V209H154ZM164 210H165V209H164ZM164 210H163V208H162V211H164ZM137 211H138V212H137ZM148 212H149V211H148ZM165 212H166V211H165ZM155 213H156V214H155ZM166 213H167V212H166ZM149 214H150V213H149ZM138 215H139V216H138ZM155 215H156V216H155ZM158 216H159L160 218H159ZM128 217H131V216L129 215ZM165 217H167V218H165ZM170 217H171V216H170ZM138 218H139V219H138ZM129 219H130V218H129ZM148 220L151 222V220H150L149 218H148ZM166 220H167V221H166ZM155 221H154L153 223H154V224L156 225V227H157L158 224H159L160 222L157 224V222H155ZM153 223L151 222V224H153ZM165 223H164V224H161V225H162V228L160 227L161 230L163 229V225H167L166 227L168 228V224H167V223L165 224ZM159 225H160V224H159ZM170 225H171V223H170ZM158 227H159V226H158ZM158 227H157L156 229H158ZM263 227H264V226H263ZM153 228L155 229V227H153ZM164 228H165V226H164ZM154 229H152V230L154 231ZM165 229H166V228H165ZM165 229H163L162 231L160 230V231H161V235H162V233L165 231ZM153 231H152V233H153ZM160 231L158 230V231H157L158 233L155 231V235L160 236V235H158V234H160V233H159ZM259 232H260V234H259ZM259 232H257V233H258V234H257V237H258V235H259V236L261 235V238L263 239V238H264V231H262V230L260 231V230H259ZM156 233H157V234H156ZM163 234H164V233H163ZM151 235H152V234L150 233V236H151ZM153 235H154V233H153ZM153 235H152V236H153ZM155 235H154V236H155ZM262 235H263V236H262ZM152 236H151V237H152ZM154 236H153V237H154ZM157 236H155L156 239H157ZM164 236H166V234H165ZM164 236H161V239L164 238ZM139 237H140V238H138V241H139L138 244L136 243V240H135V239H134V240H133V239L130 240V243H131V241H133V242H134V246L136 247V245H137V247H138V252H139V255H140V259L143 260V248H142V246H143L144 244L142 245V242H141V236H139ZM155 237H154V239H155ZM131 238H132V236L130 235V239H131ZM158 238H160V237H158ZM156 239H155V240H156ZM262 239H260V240H262ZM151 240H152V238H151ZM162 240H163V239H162ZM165 240H166V238H165ZM165 240H163V241L158 240V242H156V243H159V244H160L161 242H163V243L166 244L167 240H166V242H165ZM152 241H153V240H152ZM140 242H141V243H140ZM151 243H152V242L150 241V242H149V245H150ZM132 244H133V243H132ZM161 244H162V243H161ZM147 245H148V244H147ZM149 245H148V247H149ZM255 245H256V244H255ZM144 247H145V246H144ZM140 250H141V251H140ZM140 252H142V253H141L142 255L140 254ZM129 255H130V256L128 257L129 262L132 261V262H131L132 264H133V263H134V264H135V263H138V264H139V258H138V256L135 257L136 261L134 262L133 254L130 253ZM131 256H132V258H131ZM257 256H258V257H257V260H255V261L257 262V264H264V258H263L264 256L262 255V253H260V255H259V253H258ZM259 256L261 257V259H260L261 261L259 260ZM130 258H131L132 260H131ZM130 260H131V261H130ZM262 260H263V261H262ZM252 261H254V260L252 259ZM255 261H254V262H255ZM254 262H253V264H255Z\"/></svg>", "mask_w": 264, "mask_h": 264}]
</instances>
